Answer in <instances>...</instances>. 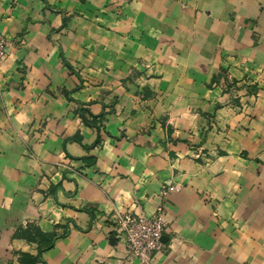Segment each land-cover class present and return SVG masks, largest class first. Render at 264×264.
Wrapping results in <instances>:
<instances>
[{"label":"crops","instance_id":"crops-1","mask_svg":"<svg viewBox=\"0 0 264 264\" xmlns=\"http://www.w3.org/2000/svg\"><path fill=\"white\" fill-rule=\"evenodd\" d=\"M0 264H264V0H0ZM177 190L163 195V190Z\"/></svg>","mask_w":264,"mask_h":264},{"label":"built area","instance_id":"built-area-1","mask_svg":"<svg viewBox=\"0 0 264 264\" xmlns=\"http://www.w3.org/2000/svg\"><path fill=\"white\" fill-rule=\"evenodd\" d=\"M8 47L9 40L0 31V60L6 56ZM173 190H177V187H167L162 193L167 195ZM115 223L122 231L127 243L128 258L137 259L141 264H154L153 255L162 250L164 246L162 237L168 225L164 207L160 205L151 216L126 211L116 215Z\"/></svg>","mask_w":264,"mask_h":264},{"label":"rangeland","instance_id":"rangeland-1","mask_svg":"<svg viewBox=\"0 0 264 264\" xmlns=\"http://www.w3.org/2000/svg\"><path fill=\"white\" fill-rule=\"evenodd\" d=\"M232 78V82L229 83L230 88H237L238 90L242 89L241 91L244 92L241 96L238 98L232 96L231 102L233 106H238V107H244V105L241 104V102H245L246 99L243 98L241 101V97H246L247 95H252L255 96L256 99L259 97L264 96V67H262V70L258 71V78L253 79L252 82L248 81V79L245 78L246 82H243L242 80V85L238 86L236 83V80L234 77Z\"/></svg>","mask_w":264,"mask_h":264}]
</instances>
